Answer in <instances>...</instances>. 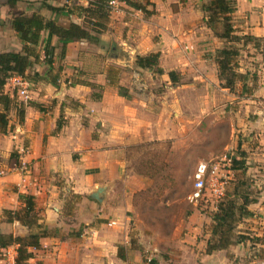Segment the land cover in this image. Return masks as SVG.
Instances as JSON below:
<instances>
[{
	"label": "crops",
	"instance_id": "0c3cea01",
	"mask_svg": "<svg viewBox=\"0 0 264 264\" xmlns=\"http://www.w3.org/2000/svg\"><path fill=\"white\" fill-rule=\"evenodd\" d=\"M42 1L0 0V53L22 49L10 23L19 14L38 12L65 27L70 23L82 25V17L68 10L72 0L47 1L64 7L62 13L42 8ZM234 1L235 26L244 34L264 39V0ZM126 8L131 11L134 7ZM128 10L125 15L117 10L118 23L109 22L96 39L68 41L62 50L63 44L54 36L51 45L61 44L60 53L56 51L48 67L41 64V51L42 55L27 70L30 93L23 103L22 121L16 108H12L7 134H0V169L21 160L28 165L25 182L14 170L0 175V233L22 237L31 232L29 227L7 217L8 211L22 206L20 193L34 197L39 221L47 228L28 264H145L135 249H119V245L127 243L126 236L121 240V232L106 227L116 222H103L109 218L105 208L112 197L113 159L138 137L171 136L166 127L174 124L171 112L177 106L175 92L187 95L194 89L210 96L226 93L218 86L215 62V52L222 41L213 36L210 28L185 21L175 23L177 14L164 9L148 18L139 9L133 15ZM164 14L168 16L163 18ZM153 52L159 53L162 73L136 64L137 56ZM249 53L241 57L238 70L257 73L248 98L252 103L247 107L259 116L252 117L249 128L264 141V52L252 46ZM118 67L120 74L114 70ZM170 71L178 75L180 84H172ZM51 78L55 85L50 83ZM22 148L25 152L20 154ZM99 188L100 200L93 197ZM207 240L194 241V247L183 245V250L175 253L173 264H243L232 258V252H240L238 248L207 254ZM16 248L17 245L5 248L10 262H15ZM158 263L169 264L163 258Z\"/></svg>",
	"mask_w": 264,
	"mask_h": 264
},
{
	"label": "rangeland",
	"instance_id": "374dc122",
	"mask_svg": "<svg viewBox=\"0 0 264 264\" xmlns=\"http://www.w3.org/2000/svg\"><path fill=\"white\" fill-rule=\"evenodd\" d=\"M88 1L90 0H72L68 10L81 16L82 26L98 38L99 34L106 31L109 22L113 25L118 23L117 10L122 15L126 14L128 1L142 5L146 9V18L164 9L177 14L175 23L185 21V24L206 25L201 6L209 0H117L116 10L112 13L108 8L107 18H98L92 11H84L81 7H85V2L89 7ZM134 10L136 8L128 10V13L133 15ZM234 12L228 20L234 29L230 38L226 40L215 37L222 41L221 48L238 50V55L233 59L240 62L241 57L250 55L252 44H242V40L237 42L245 34L235 26L237 19ZM162 16L166 18L168 15ZM102 22L105 24L100 29L98 25ZM215 26V31L220 32L221 23L218 22ZM211 32L213 33L212 30ZM178 35L181 34H176V37ZM154 37L159 40V36ZM51 41L53 42V37ZM60 45L53 46L50 55L52 60L55 54L60 53ZM39 53L42 55L41 51ZM41 64H46L43 59ZM114 70L120 74L121 68ZM250 73L247 90L242 93L240 82H236L234 92L219 84L226 91L223 95L214 93L210 96L196 93L194 89H191L192 94L187 95L175 92L177 106L171 112L174 124L166 127L168 132L170 128L171 136L149 137L150 139L138 137L122 150L121 156L113 159L115 174L110 179L112 197L109 206L105 208L109 218H104L103 222L108 224L110 220H114L116 223L112 227H106L118 231L117 233L121 232V240L126 236L127 243L119 245L120 250L126 246L135 249L145 264H159V258L173 264L175 253L182 251L183 245L194 247V241L210 237L212 213L217 210L222 199L230 197L234 189H237L240 195H245L252 201L248 209L250 205L254 208L249 209V216L236 224L232 232L236 243L227 249L240 250L237 255L232 252L236 263L264 264V141L249 128L252 117L259 116L256 110L247 107L252 103L248 98L256 85L253 75L257 74L253 71ZM180 83L179 77L175 83L172 82L174 86ZM186 96L189 99L185 100ZM232 158L241 162L242 167L233 168ZM200 162L209 165L211 179L205 180V195L192 200L190 193L194 172ZM218 188L221 193L216 191ZM236 200L241 201L239 197ZM33 231H37V228L33 227ZM6 249L0 250L1 264L10 263ZM154 254H159L160 257L156 258Z\"/></svg>",
	"mask_w": 264,
	"mask_h": 264
},
{
	"label": "trees",
	"instance_id": "16d2710c",
	"mask_svg": "<svg viewBox=\"0 0 264 264\" xmlns=\"http://www.w3.org/2000/svg\"><path fill=\"white\" fill-rule=\"evenodd\" d=\"M48 0L41 2V7L50 10L54 13L63 12L64 7H55ZM109 0H90L89 7H81L84 11H92L97 17H106L108 12ZM128 4L136 9L146 12V9L137 2L128 1ZM234 0H209L207 3L203 2L201 10L205 14V23L208 28L213 31L214 36L222 39H228L233 33V26L229 23V16L235 11ZM221 23V31H215V25ZM11 26L17 34L22 49L19 52L5 51L0 53V133L6 134L9 124V111L16 108L17 116L20 121L23 117V102L17 101L14 96L5 93L4 86L6 81L12 75H19L31 80L27 75V70L33 66V63L39 59L40 53L43 52V60L50 67L52 59L50 58L53 46L51 45V38L57 37L62 42V50L66 42L76 40H93L96 39L88 29L76 23H70L68 26H62L56 22L55 19H46L41 13L34 12L31 15L19 14L12 18ZM103 24V25H102ZM105 23L98 26L103 27ZM97 27V26H96ZM99 27H97L99 29ZM46 33L44 38L42 33ZM242 40V41H241ZM242 44L251 43L254 48L261 49L264 52V39H259L249 34L242 35L237 42ZM230 47H223L216 51L215 62L218 69V79L222 87L228 88L230 92H234L236 82L241 83V92L247 90L248 72H240L238 69V61L233 59L238 55V50H231ZM264 55V53H263ZM159 53L153 52L146 56H137L136 64L141 68L154 69V72L162 73L161 68L158 67ZM37 74V73H35ZM169 78L175 83L178 75L170 71ZM35 76V75H34ZM50 83L56 84L54 78H51ZM60 121L57 122V127L60 128ZM233 168H241L242 163L235 158L231 159ZM241 199L237 202L236 198ZM22 206L16 211H8V220L13 219L19 221L21 224L29 227L31 232L26 236H13L12 234L0 233V250L5 249L11 245H17L15 264H27V261L33 257V249L40 247V238L47 234V228L39 222L41 217L39 211L35 208L34 197L29 194L20 193L18 195ZM250 201L245 195H240L237 189L230 197L222 199L217 205V210L212 213V229L210 237L207 240L206 253L210 254L217 250L226 249L230 245L236 243L232 237V232L236 224L242 218L251 214L248 209ZM33 227L37 231H33ZM238 242V241H237Z\"/></svg>",
	"mask_w": 264,
	"mask_h": 264
},
{
	"label": "built area",
	"instance_id": "2783aa9c",
	"mask_svg": "<svg viewBox=\"0 0 264 264\" xmlns=\"http://www.w3.org/2000/svg\"><path fill=\"white\" fill-rule=\"evenodd\" d=\"M116 0H109L108 1V8L110 12L116 10ZM5 93H8L11 96H14L15 99L17 98L19 102L25 103L29 99V81L19 75H12L9 77L5 84ZM25 152L24 148L19 150V153L22 154ZM9 171H17L21 176V181L25 182V177L27 176L28 172V165L27 162L21 160L19 163L16 161L12 167L7 168ZM6 170L0 169V175H3ZM213 172V171H212ZM210 169L209 165L206 162H200L194 172V183L190 193V199L197 200L200 197L205 195L204 190L206 189V181L210 178ZM211 179V178H210ZM217 192L221 193V190L218 188ZM9 264H15L14 261L10 262Z\"/></svg>",
	"mask_w": 264,
	"mask_h": 264
},
{
	"label": "water",
	"instance_id": "95a60500",
	"mask_svg": "<svg viewBox=\"0 0 264 264\" xmlns=\"http://www.w3.org/2000/svg\"><path fill=\"white\" fill-rule=\"evenodd\" d=\"M101 192H102V189H101V188L97 189V190L94 192L93 197H94L95 199L100 200L101 198H100L99 195H100Z\"/></svg>",
	"mask_w": 264,
	"mask_h": 264
}]
</instances>
